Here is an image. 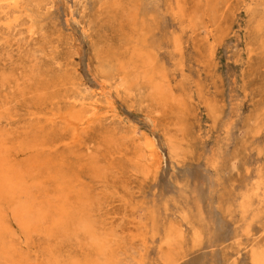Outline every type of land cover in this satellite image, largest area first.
I'll list each match as a JSON object with an SVG mask.
<instances>
[{
  "label": "bare ground",
  "instance_id": "bare-ground-1",
  "mask_svg": "<svg viewBox=\"0 0 264 264\" xmlns=\"http://www.w3.org/2000/svg\"><path fill=\"white\" fill-rule=\"evenodd\" d=\"M96 1L99 15L115 20L117 0ZM54 2L0 0V41L9 38V49L16 39L32 44L19 63L6 66L0 57V264H117L103 203L86 179L103 181L125 157L147 179L177 156L179 143L166 132L167 111L183 109L173 86L189 79L182 41L198 32L199 0L147 2L155 15L143 12L130 32L120 26L118 44L96 40L94 69L84 73L61 40L49 39L46 18ZM244 9L259 12L255 24L264 36V0H249ZM130 109L146 112L165 137L166 153L135 126L124 130ZM232 168L240 175L228 205L239 226L235 238H251L256 224L264 233V119ZM253 241L242 250L250 264H264V239Z\"/></svg>",
  "mask_w": 264,
  "mask_h": 264
},
{
  "label": "rangeland",
  "instance_id": "rangeland-1",
  "mask_svg": "<svg viewBox=\"0 0 264 264\" xmlns=\"http://www.w3.org/2000/svg\"><path fill=\"white\" fill-rule=\"evenodd\" d=\"M153 1L117 0L115 20L109 21L99 15L102 5L96 0H55L46 18L49 39L64 43L60 48L79 72H92L91 45L96 40L118 44L120 26L130 32L143 12L155 15L144 6ZM248 2L199 0L198 32L182 41L189 79L173 86L183 109L167 111L166 132L179 143L175 159L166 158L147 179L127 157L117 159L103 181L86 179L103 203L101 217L111 231L117 264H250L243 247L249 240L253 245L263 241L257 224L253 237L235 238L239 226L228 209L232 186L240 178L232 166L253 127L264 119V36L255 24L259 12L244 9ZM168 26L163 24V30H172ZM6 40L0 41L6 66L30 56L32 44L16 39L9 49ZM145 114L130 109L121 126H135L137 135L156 139L166 153L165 137ZM170 232L173 241L165 245Z\"/></svg>",
  "mask_w": 264,
  "mask_h": 264
}]
</instances>
